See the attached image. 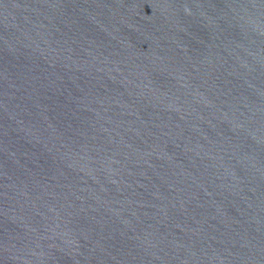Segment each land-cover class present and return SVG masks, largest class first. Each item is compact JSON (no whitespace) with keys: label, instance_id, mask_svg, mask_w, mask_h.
I'll use <instances>...</instances> for the list:
<instances>
[{"label":"water","instance_id":"water-1","mask_svg":"<svg viewBox=\"0 0 264 264\" xmlns=\"http://www.w3.org/2000/svg\"><path fill=\"white\" fill-rule=\"evenodd\" d=\"M0 264H264V0H0Z\"/></svg>","mask_w":264,"mask_h":264}]
</instances>
